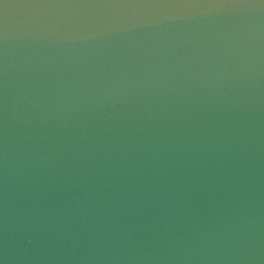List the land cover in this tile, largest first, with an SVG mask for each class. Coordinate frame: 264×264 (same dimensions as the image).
I'll list each match as a JSON object with an SVG mask.
<instances>
[{
  "label": "water",
  "instance_id": "1",
  "mask_svg": "<svg viewBox=\"0 0 264 264\" xmlns=\"http://www.w3.org/2000/svg\"><path fill=\"white\" fill-rule=\"evenodd\" d=\"M0 264H264V0H0Z\"/></svg>",
  "mask_w": 264,
  "mask_h": 264
}]
</instances>
